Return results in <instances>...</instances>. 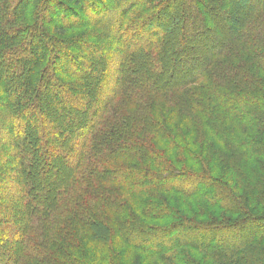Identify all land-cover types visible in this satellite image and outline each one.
I'll return each instance as SVG.
<instances>
[{
    "label": "trees",
    "instance_id": "trees-1",
    "mask_svg": "<svg viewBox=\"0 0 264 264\" xmlns=\"http://www.w3.org/2000/svg\"><path fill=\"white\" fill-rule=\"evenodd\" d=\"M0 264H264V0H0Z\"/></svg>",
    "mask_w": 264,
    "mask_h": 264
},
{
    "label": "rangeland",
    "instance_id": "rangeland-1",
    "mask_svg": "<svg viewBox=\"0 0 264 264\" xmlns=\"http://www.w3.org/2000/svg\"><path fill=\"white\" fill-rule=\"evenodd\" d=\"M205 50H206V48H205ZM201 51H202V49H201ZM41 158V157H40ZM55 161V160H54ZM200 257V256H199Z\"/></svg>",
    "mask_w": 264,
    "mask_h": 264
}]
</instances>
